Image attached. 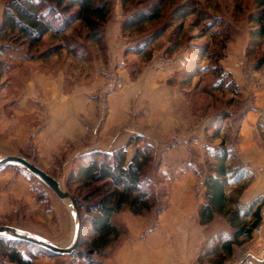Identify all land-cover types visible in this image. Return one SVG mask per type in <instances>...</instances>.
<instances>
[{"label": "rangeland", "instance_id": "1", "mask_svg": "<svg viewBox=\"0 0 264 264\" xmlns=\"http://www.w3.org/2000/svg\"><path fill=\"white\" fill-rule=\"evenodd\" d=\"M7 1L0 0L2 11ZM154 1L157 0H110L111 12L100 41L87 39V29L78 22L64 34H46L31 49L20 44L15 34L0 41V157H24L58 180L73 199L87 191L78 183L67 182L77 157L82 154L71 158L60 146H54L53 137L37 138L41 129L49 125L48 108L53 104L52 91L57 87L60 88L59 92L55 91L57 94L64 93V97L71 94L72 101L73 96L94 94L99 111L104 113L108 93L116 91L126 95L131 116L121 120L123 129L147 128L150 141L137 136L139 142L132 138L126 148L130 145L128 149L134 152L137 146L147 144L153 151L144 175L151 184L155 205L141 214H133L127 207L116 214L112 220L121 233L103 256L84 252L85 259L76 258L73 255L77 247L71 254L52 255L22 241L20 250L34 255L36 264H88L87 258L95 261L92 264H143L145 255L156 258L183 255L188 259L185 264H241L240 257L253 241V229L259 223L264 227L260 216L249 237H239L232 245L231 255H226L222 244L231 238L235 228L229 222L231 211L239 212L235 222L250 227L254 221L250 214L241 215L247 205L237 206L238 196L251 180L250 174L226 187L230 200L222 213L215 214L204 224L199 218L200 206L206 202L205 177L214 163L208 156L209 150L223 143L232 150L227 163L234 166L239 161L248 168L232 145H236L237 151L240 149V120L254 105L260 85L258 75L264 70V62H259L264 39L250 43L252 23L248 16L254 10V2L168 0L157 20L122 29L125 17ZM181 4L188 8L193 5L196 13L173 16L172 9ZM162 29L161 35L142 52L130 50L141 47L146 39ZM203 46H207V53L198 57V49ZM191 61L197 63L198 68ZM181 64L173 73L172 68ZM186 66L188 71L196 70L197 76L188 78L184 74ZM219 70L225 76L222 84L231 81L230 86L218 87ZM48 84H51V92L46 90ZM170 84L180 89L176 100L170 104L171 116L167 117L166 113L163 121L143 122L148 104L145 89ZM72 101L71 107H74ZM258 123V127L264 129V121ZM248 136L264 150V130L255 129ZM181 140L187 142L184 144ZM179 141L180 147L175 146ZM165 154L173 155V161ZM180 171H190L197 179L190 183L184 180V185L177 186L175 177ZM182 188L194 192L203 190L199 196L188 195L178 201L180 207L172 205L175 203L173 191ZM190 197L191 205L184 209ZM256 208L260 212L261 204ZM73 212L69 204L25 168L0 166V226L17 227L65 247L74 233ZM136 255L139 261L135 263Z\"/></svg>", "mask_w": 264, "mask_h": 264}, {"label": "trees", "instance_id": "2", "mask_svg": "<svg viewBox=\"0 0 264 264\" xmlns=\"http://www.w3.org/2000/svg\"><path fill=\"white\" fill-rule=\"evenodd\" d=\"M133 0H123L130 2ZM168 0H157L129 14L122 23V29L135 28L145 23H151L161 17ZM254 10L248 20L250 28V43L254 44L264 39V0H253ZM192 4V3H191ZM188 8L185 4L172 9L175 17H185L196 13L195 7ZM111 12L110 0H8L3 8L0 23V41L8 35L15 34V39L28 49L36 47L43 37L48 34H64L75 22L87 29L86 38L100 41L102 28ZM163 29L157 31L152 38L146 39L141 47L130 49L142 52L155 38L161 35ZM250 44V45H251ZM56 48V47H54ZM55 50V49H54ZM207 53V46L198 49V57ZM260 63L264 62V51ZM196 68L197 63L191 61ZM185 75L196 77L197 71H188ZM218 87L230 86L223 83L224 73L219 70ZM226 84V85H225ZM140 137L135 138L138 143ZM130 144V141H129ZM126 146L112 152L92 151L77 157V163L71 170L67 182L78 183L80 188H86L83 194L75 195L82 230L77 249L73 256L84 258V252L103 256L108 246L117 240L121 231L112 218L128 208L133 214H141L155 205V196L149 180L144 175L145 168L152 160V148L145 144L137 146L129 161L126 159ZM232 150L223 143L211 148L208 156L213 160L204 185L206 187V202L200 206V223L204 224L213 216L222 213L230 198L226 195V187L251 175L239 161L231 166L227 163ZM95 185L94 187H92ZM238 208L241 207L237 203ZM241 210V215L254 217L249 227L243 222L236 221L239 212L232 210L229 222L235 227L230 239L223 242L222 248L230 256L232 245L239 237H249L251 229L260 221L259 208L253 209L254 202ZM22 241L0 237V264H35L34 255L24 254L20 248ZM27 253H30L27 251ZM88 264L95 261L87 258Z\"/></svg>", "mask_w": 264, "mask_h": 264}, {"label": "crops", "instance_id": "3", "mask_svg": "<svg viewBox=\"0 0 264 264\" xmlns=\"http://www.w3.org/2000/svg\"><path fill=\"white\" fill-rule=\"evenodd\" d=\"M1 11L2 4L0 3V18ZM181 66L182 64L175 66L172 68V72L174 73L175 70H179ZM227 71H229L236 79L235 74L231 70L227 69ZM166 73L170 74L167 70ZM258 77L260 85H258L254 105L247 109L240 120L239 131L242 139V142L239 145L240 149L237 151L236 145H232V147H234L236 152H238L239 159L247 165L252 175L251 180L238 196L237 203L241 205H248L254 202L253 209L261 204L260 216L261 221L264 224V150L259 148L253 140L248 139V133H251L253 130H264L263 128L258 127L259 120L264 121V70L258 75ZM97 83L98 82L96 81L94 89H96ZM50 85L51 84L47 85V92H51ZM145 90L148 104L143 122L147 123L152 120L155 122L163 121L166 113L167 117L171 116L169 113V109H171L170 104H173L172 102L174 99L176 100L180 93L178 86L175 84L161 85L159 88L153 89L147 87ZM55 91L59 92L60 88L57 87ZM55 91H52L54 94L53 104L48 108L50 117L48 119L49 125L47 128L41 129L37 138L48 137V139H50L53 137L51 139L54 141V146H60V149H64V151L67 152L66 154L71 156V158L78 156L79 154L89 153L92 151L112 152L115 149L126 146L132 138H136L137 136L144 137L148 143L150 142L147 128L141 129L140 127L139 129L134 127L132 129H123V123H121V120H125L127 115L129 117L131 116L129 106L127 105L126 95L116 91L108 93L106 96L108 100L107 109L104 113L99 111L96 96L94 94L91 95V93H83L78 96H73L74 98L72 101L71 94L67 95L69 97H64V93L57 94ZM140 100L142 101L144 98H140ZM71 101L75 103L74 107H71ZM181 141H183L182 143L184 144L187 142L185 140ZM130 145L126 148L127 161L130 160L133 154V150L128 149ZM180 145L181 142L180 144H175V146L178 147H180ZM51 147H53V145ZM202 147L203 146H201V151H203ZM253 147H255V149H253ZM201 151H199V153ZM165 156H167V158L170 157L169 159L171 162L173 161V155L165 154ZM183 156L186 157L185 154ZM191 173L192 172L190 171L177 172V177H175V180H177V186L184 185L182 182L184 180L188 183L193 180L195 181L197 177L193 176ZM179 180L183 184H178ZM202 190L203 189L200 188L194 192L191 189L182 188L179 191H176L175 189L172 195L175 197V203H172V205L176 204L175 206L180 207L178 201H181V199H184L188 195L193 196L196 194L199 196ZM178 197L182 198H179L178 200ZM191 198L192 197L188 200L184 209L191 205L189 204ZM172 202H174V200ZM178 210L180 211L179 208ZM134 257L133 261L135 263L139 261V257H137V255ZM187 260L188 259L185 260L183 255H171L169 257L168 255H159L157 258L155 255H145L143 258V264H185ZM35 262L37 261L34 260V263ZM241 264H264V257L249 259Z\"/></svg>", "mask_w": 264, "mask_h": 264}, {"label": "water", "instance_id": "4", "mask_svg": "<svg viewBox=\"0 0 264 264\" xmlns=\"http://www.w3.org/2000/svg\"><path fill=\"white\" fill-rule=\"evenodd\" d=\"M0 166H18L25 168L37 179H39L43 184H45L48 188H50L57 195L58 198L64 201L65 200L69 201L68 204L74 211L73 216L75 220L72 240L70 244L65 247L55 245L38 235L32 234L30 232H27L25 230L13 226H7V225L0 226V236H6L13 239L24 241L26 243H30L32 245L45 249L52 255L71 254L76 249L79 243L81 237L82 222L76 202L74 201L73 197L69 194V192L64 191L61 188V184L59 183L58 180L50 176L48 173L43 171L35 164L29 162L24 157L14 156V155H6L0 157Z\"/></svg>", "mask_w": 264, "mask_h": 264}, {"label": "built area", "instance_id": "5", "mask_svg": "<svg viewBox=\"0 0 264 264\" xmlns=\"http://www.w3.org/2000/svg\"><path fill=\"white\" fill-rule=\"evenodd\" d=\"M251 236L253 237V241L251 242V246L240 257L241 262L264 257V227L262 224L259 223L253 229Z\"/></svg>", "mask_w": 264, "mask_h": 264}, {"label": "bare ground", "instance_id": "6", "mask_svg": "<svg viewBox=\"0 0 264 264\" xmlns=\"http://www.w3.org/2000/svg\"><path fill=\"white\" fill-rule=\"evenodd\" d=\"M65 202L68 204L69 203V201L68 200H65Z\"/></svg>", "mask_w": 264, "mask_h": 264}]
</instances>
